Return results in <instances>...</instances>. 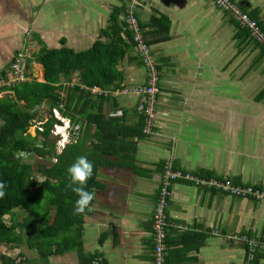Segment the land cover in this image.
<instances>
[{"label": "crops", "instance_id": "0c3cea01", "mask_svg": "<svg viewBox=\"0 0 264 264\" xmlns=\"http://www.w3.org/2000/svg\"><path fill=\"white\" fill-rule=\"evenodd\" d=\"M128 1L0 0V78L19 52L28 56L26 82L45 83L46 67L38 60L43 50L67 47L79 53L97 40L118 42L124 49L117 64L121 81L105 88L87 86L80 72H74L54 83L63 98L75 85L106 93L104 105L90 109L102 118L88 132L84 120L72 127L70 117L63 115L70 125L64 126L67 143L87 135L83 156L94 168L86 184L94 193L91 210L52 249L29 247L25 228L18 227L24 242L0 243L1 256L14 259L19 253L29 264H93L96 259L101 264H154V216L165 166L172 160L176 169L195 179L172 185L166 209L167 264H264V201L202 183L230 180L264 189L263 46L212 0H141L136 15L160 73L153 129L158 133L142 132L139 96L118 92L144 84L148 77L138 47L122 25ZM233 1L264 27V0ZM119 10L122 30L115 32L111 19ZM28 109L34 114L28 132L36 136L59 107L45 99ZM113 117L120 126L111 123ZM51 132L57 150H63L67 143L61 148L55 127ZM27 214L16 208L4 219L10 226ZM243 237L259 243L253 256Z\"/></svg>", "mask_w": 264, "mask_h": 264}, {"label": "trees", "instance_id": "16d2710c", "mask_svg": "<svg viewBox=\"0 0 264 264\" xmlns=\"http://www.w3.org/2000/svg\"><path fill=\"white\" fill-rule=\"evenodd\" d=\"M119 13L120 10L114 13L111 19L114 22L113 31L115 32L122 30L117 20ZM252 17L259 20L256 16ZM122 25L126 26L125 20ZM238 25L240 26L239 23ZM241 28L249 35L248 29ZM262 29L264 30L263 26ZM126 32L133 38L131 30L127 29ZM107 44L104 45L97 40L90 50L79 53L67 47L52 51L43 50L38 60L46 67L47 81L16 84L11 88L10 93L1 97L0 117L4 123L0 126V180L6 182V191L0 198V243L24 242L16 231L18 227H24L29 247L37 246L43 249L50 246L52 249L59 245L58 241L63 232H69L77 222H82L83 213L73 211L76 193L70 186L67 169L75 161L76 156L86 155L87 135L78 136L77 139L74 136L72 141L59 151L57 140L52 138L51 131L54 124L60 121L52 115L51 111L50 117L42 125L43 130H39L36 136H32L28 128L34 114L28 108H33L45 99H48L51 107H59L63 100L64 108L61 111L63 115L70 117L73 122L72 127L80 120H84L88 132L89 125L102 118V115L93 114L90 109L101 108L104 105L103 93L94 94L91 90L75 85L68 88L67 97L63 98L57 91L59 87L54 83L61 75L69 77L74 72H80L81 81L87 86L97 85L105 88L118 80L121 81L123 74L117 69V64L123 56L124 49L118 42ZM20 100H24L25 104L20 105ZM116 104L114 102L113 106L116 107ZM140 118L139 131L143 132L144 118L142 115ZM110 119L113 125L120 126L118 118ZM80 132L79 128L78 133ZM22 153L28 156L25 157ZM35 155L48 157L50 162L27 161ZM40 176L43 177L42 180L39 179ZM16 208L30 213L35 210L39 225L35 226V222L24 219L23 222L13 221L8 226L4 217L14 214ZM0 258L3 259L4 264L14 263V259H6L1 256V253Z\"/></svg>", "mask_w": 264, "mask_h": 264}, {"label": "built area", "instance_id": "2783aa9c", "mask_svg": "<svg viewBox=\"0 0 264 264\" xmlns=\"http://www.w3.org/2000/svg\"><path fill=\"white\" fill-rule=\"evenodd\" d=\"M215 5L221 10L230 13L231 17L236 20L240 26L249 30L251 36L259 42L264 48V30L261 28L259 22L252 18L249 14L239 8L233 0H212ZM142 5L141 0H129L127 3V13L125 16V28L133 32V39L138 47L141 55L142 63L147 71V82L137 86H126L118 90L124 94H135L139 96L138 112L144 118V129L148 133L154 132V127L157 124V102L159 92L160 73L153 57L152 49L142 34V26L136 15V10ZM28 56L23 52H19L15 57L11 68L7 70L6 74L0 78V99L3 95L10 93L11 88L16 84L26 82L29 78L28 73ZM101 93V92H100ZM106 94L105 92H103ZM64 104L61 102L59 109H55V117L60 121L54 124L55 134L60 136L61 141L65 135L69 139V131L64 129L66 119L61 110ZM115 115L121 114V111H116ZM68 124V122H67ZM67 128H70L68 124ZM77 130L80 126L76 127ZM27 156L26 153H23ZM23 155V156H24ZM25 156V157H26ZM179 179L194 180L195 178L190 173H185L182 170L176 169L172 160H168L165 166L162 183L160 186V196L157 211L154 216V264H167V237L168 227L170 222L168 220L167 207L169 205V197L172 196V185ZM198 183L200 180L197 178ZM215 189L240 197H251L260 201H264V189L256 188L251 185L241 186L235 185L230 180L220 181L212 179L208 182L202 181ZM251 246V256L257 250L259 243L257 241L243 237ZM101 260H93V264H101ZM13 264H29V262L19 253L14 256Z\"/></svg>", "mask_w": 264, "mask_h": 264}, {"label": "clouds", "instance_id": "9594fccd", "mask_svg": "<svg viewBox=\"0 0 264 264\" xmlns=\"http://www.w3.org/2000/svg\"><path fill=\"white\" fill-rule=\"evenodd\" d=\"M65 123L67 125V122ZM67 142L68 137L65 135L60 141V147L63 148ZM67 172L70 177L72 191L78 195L73 211L75 213H84L85 209L90 211L89 205L93 200L94 193L86 189V184L93 174V163L86 156H79L68 167ZM5 191L6 182L0 180V198L5 195Z\"/></svg>", "mask_w": 264, "mask_h": 264}, {"label": "rangeland", "instance_id": "374dc122", "mask_svg": "<svg viewBox=\"0 0 264 264\" xmlns=\"http://www.w3.org/2000/svg\"><path fill=\"white\" fill-rule=\"evenodd\" d=\"M27 161H29V162L38 161V162H41V163H49L50 162L48 157L45 158V157H42V156H39V155H35L32 158H29V160H27ZM39 179L42 180L43 177L40 176ZM24 219H25V221L28 220L29 222L37 221L36 211L33 210V212H31L30 214H27V216H25ZM48 248H50V246Z\"/></svg>", "mask_w": 264, "mask_h": 264}]
</instances>
